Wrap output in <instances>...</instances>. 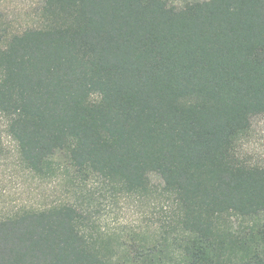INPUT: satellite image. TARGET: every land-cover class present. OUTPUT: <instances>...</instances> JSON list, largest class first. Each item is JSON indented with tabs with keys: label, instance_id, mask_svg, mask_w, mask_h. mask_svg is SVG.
Here are the masks:
<instances>
[{
	"label": "trees",
	"instance_id": "16d2710c",
	"mask_svg": "<svg viewBox=\"0 0 264 264\" xmlns=\"http://www.w3.org/2000/svg\"><path fill=\"white\" fill-rule=\"evenodd\" d=\"M262 115L264 0H41L30 25H0L21 164L143 196L156 175L174 236L138 260L75 203L19 207L0 216V264H264V165L242 152Z\"/></svg>",
	"mask_w": 264,
	"mask_h": 264
},
{
	"label": "rangeland",
	"instance_id": "374dc122",
	"mask_svg": "<svg viewBox=\"0 0 264 264\" xmlns=\"http://www.w3.org/2000/svg\"><path fill=\"white\" fill-rule=\"evenodd\" d=\"M40 1L0 0V25L9 30L25 28L33 22ZM184 1L174 3L180 5ZM3 126L0 118V216L19 207L69 201L87 210L92 232L108 238L120 256L124 248L138 260L159 252L160 248L170 249L175 206L159 194L160 180L156 175L151 176L152 190L148 196L113 190L97 178L78 187L70 171L42 179L21 164L16 144ZM242 152L251 161L264 165V115L254 118Z\"/></svg>",
	"mask_w": 264,
	"mask_h": 264
}]
</instances>
